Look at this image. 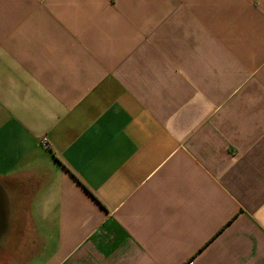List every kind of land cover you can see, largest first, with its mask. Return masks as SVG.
I'll return each instance as SVG.
<instances>
[{"label": "crops", "instance_id": "crops-1", "mask_svg": "<svg viewBox=\"0 0 264 264\" xmlns=\"http://www.w3.org/2000/svg\"><path fill=\"white\" fill-rule=\"evenodd\" d=\"M0 185V264H264V0H0Z\"/></svg>", "mask_w": 264, "mask_h": 264}, {"label": "water", "instance_id": "water-1", "mask_svg": "<svg viewBox=\"0 0 264 264\" xmlns=\"http://www.w3.org/2000/svg\"><path fill=\"white\" fill-rule=\"evenodd\" d=\"M6 222H7L6 202H5L4 192L0 185V244H1L3 237L5 236L4 230H5Z\"/></svg>", "mask_w": 264, "mask_h": 264}, {"label": "built area", "instance_id": "built-area-1", "mask_svg": "<svg viewBox=\"0 0 264 264\" xmlns=\"http://www.w3.org/2000/svg\"><path fill=\"white\" fill-rule=\"evenodd\" d=\"M41 144H42L44 147H47V145H48V143H47V141H46L45 139L41 142Z\"/></svg>", "mask_w": 264, "mask_h": 264}]
</instances>
